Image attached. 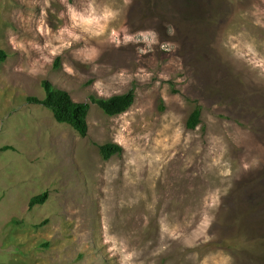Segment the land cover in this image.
I'll list each match as a JSON object with an SVG mask.
<instances>
[{"label": "rangeland", "instance_id": "1", "mask_svg": "<svg viewBox=\"0 0 264 264\" xmlns=\"http://www.w3.org/2000/svg\"><path fill=\"white\" fill-rule=\"evenodd\" d=\"M0 50V264H264V0H0Z\"/></svg>", "mask_w": 264, "mask_h": 264}, {"label": "trees", "instance_id": "2", "mask_svg": "<svg viewBox=\"0 0 264 264\" xmlns=\"http://www.w3.org/2000/svg\"><path fill=\"white\" fill-rule=\"evenodd\" d=\"M8 59V54L0 50V67ZM42 86L46 93V98H29L28 101L34 105H41L50 110L55 120L59 124L72 127L81 137H87L89 132L88 116L91 110L89 103H78L72 96L63 90L56 89L49 81H44ZM135 91L127 94L115 96L109 99L91 98V103L97 105L107 116L115 117L126 113L135 102ZM202 108L196 107L188 121V128L194 130L201 123ZM102 158L105 161L111 160L116 155L123 154V148L117 144L108 143L99 147ZM5 150L9 148H4ZM49 194L45 193L31 200L30 208L37 205H44L48 200Z\"/></svg>", "mask_w": 264, "mask_h": 264}]
</instances>
